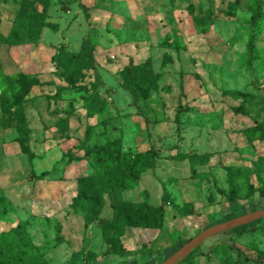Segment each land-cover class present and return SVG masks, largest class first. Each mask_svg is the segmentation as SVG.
Returning a JSON list of instances; mask_svg holds the SVG:
<instances>
[{
	"label": "rangeland",
	"instance_id": "1",
	"mask_svg": "<svg viewBox=\"0 0 264 264\" xmlns=\"http://www.w3.org/2000/svg\"><path fill=\"white\" fill-rule=\"evenodd\" d=\"M261 2L253 27L258 0H50L45 15L43 0H0V234L23 222L32 255L42 257L36 264H161L178 242L208 229L212 220L262 210L256 195L246 199L251 186L264 182V141L249 134L264 123ZM86 46L94 70L74 74L75 88L56 97L69 87L61 71L76 69L63 52ZM130 59L144 67L143 75L159 76L147 101L124 87ZM21 74L34 79L27 93L19 83L9 87V79ZM4 86L11 91L4 93ZM229 91L248 97L237 100ZM2 101L13 106L4 116ZM17 109L25 124L22 142ZM96 146L157 151L118 199L158 207L168 195L161 230L119 221L104 232L93 221L92 205L77 201L89 189L79 180L95 175L94 162L68 156L85 157ZM42 173L47 176L39 179ZM101 196V216L111 217L108 195ZM244 230L214 236L183 264H264V219ZM112 248L138 254L102 258Z\"/></svg>",
	"mask_w": 264,
	"mask_h": 264
},
{
	"label": "trees",
	"instance_id": "2",
	"mask_svg": "<svg viewBox=\"0 0 264 264\" xmlns=\"http://www.w3.org/2000/svg\"><path fill=\"white\" fill-rule=\"evenodd\" d=\"M43 3V15H45L50 0H43ZM261 7L262 2L261 0H258L255 14L253 15L251 20V25L253 27L256 25V22L261 15ZM46 24L47 22L43 20L42 26H46ZM255 40L256 38L253 33L250 36L247 45L250 61H252V58L255 54ZM60 53H62V51L59 52V54ZM63 53H66L71 58H73L74 63L76 64V69L73 73H69L65 70L61 71L62 79L69 85V87L59 88L56 92V97H58L64 91H70L75 88V81L73 78L74 74L78 75L83 71L94 70L95 67V58L93 52L90 51V48L87 46L83 48V50L79 53ZM143 72L144 67L135 65L134 60L130 59L128 65H126L122 71V78L124 87L129 90L136 99L147 101L150 94L158 86L159 76L150 73V76L147 75V77L143 75ZM9 80L11 82V84H9V87H11L12 85L16 87L19 83L21 85V91H24L25 93H27L29 89H31V87L34 85V79L30 80L27 74H21L19 76L12 77ZM4 87L6 88L7 86ZM28 87L29 89H27ZM6 89L7 90H5L4 93H9V91H11L10 88ZM226 93L237 100L241 99L244 101L248 97L247 93L240 91H229ZM10 105L11 106H4V103L2 101L1 115H5V109H11L13 107L12 104ZM242 109L243 105H241L240 108H237L236 111L241 112ZM61 113L64 115H71V112L67 109H62ZM15 117L21 132L17 140L22 142L21 138L24 135L23 131L25 129L22 112L17 109V112H15ZM249 134L253 139L264 141V123L250 129ZM157 155L158 153L156 150H150L148 152L136 154L131 152L122 153L110 148L109 146H96L93 149L89 150L86 153L85 157L69 154L68 158L71 161H82L86 160V157H92V160L94 162L93 167L95 170V175L90 178H82L79 180L80 183L87 185L89 189L82 192L80 191L77 196V201L86 205H92L90 209L93 214V221L97 222L102 231L107 232L108 229H116L119 221L123 222L124 226L129 228L147 230H161L163 228V218L165 215L166 206L168 205V195H165L161 205L158 207H154L148 203H144L143 205H135L118 199V196L121 192L131 189L136 185V182L140 175L148 169L149 162L152 159H155ZM180 157L186 158L188 156L182 155ZM227 172L229 177V188L231 191L229 198L231 201H235L237 199V196L235 195L236 190L234 189L232 184L233 173L230 169H228ZM46 176V173H42V175L38 178L42 179ZM91 189H93L95 192L89 191ZM0 193L2 195L1 190ZM102 193H106L108 195L109 201L111 203V209L113 210L111 217L103 218L101 216L100 210L103 209L104 206V200L101 196ZM253 195H256V197L260 201H264V182L259 188H254L253 186H251L250 192L246 199H250V197ZM261 209L264 210V206ZM244 214L245 213H238L236 216H241ZM1 218L2 214L0 213V219ZM262 220L263 219L258 220L247 226H242V228L239 227L233 229V231L242 229L241 232L244 233V229H247V227H254L255 224L260 223ZM111 221H113L112 224H110ZM222 222L224 221L212 220L210 226H214ZM190 240H188L187 242H178L176 252ZM32 252L33 249L31 240L26 232L25 224L23 222H18L14 230L0 234V264H36V261H42V257L40 255L34 256L32 255ZM117 254L119 256H136L138 252L137 250L118 252L116 249L112 248L111 250L108 249L103 254L102 258H105L107 255ZM193 255L194 252L185 261L189 260ZM183 263L184 261L181 264Z\"/></svg>",
	"mask_w": 264,
	"mask_h": 264
},
{
	"label": "water",
	"instance_id": "3",
	"mask_svg": "<svg viewBox=\"0 0 264 264\" xmlns=\"http://www.w3.org/2000/svg\"><path fill=\"white\" fill-rule=\"evenodd\" d=\"M261 219H264V210L255 211L237 218L230 219L220 224L210 226L208 229L202 231L200 234L192 238L180 250H178L174 255H172L170 258H168L161 264H181L198 247H200L204 242L213 238L214 236L242 226H247Z\"/></svg>",
	"mask_w": 264,
	"mask_h": 264
},
{
	"label": "crops",
	"instance_id": "4",
	"mask_svg": "<svg viewBox=\"0 0 264 264\" xmlns=\"http://www.w3.org/2000/svg\"><path fill=\"white\" fill-rule=\"evenodd\" d=\"M83 1H85V2H87V3H93V0H83ZM92 12V11H91ZM127 49V48H126Z\"/></svg>",
	"mask_w": 264,
	"mask_h": 264
}]
</instances>
